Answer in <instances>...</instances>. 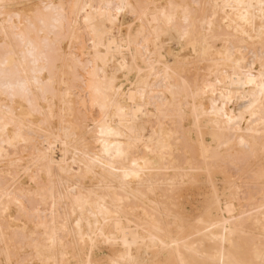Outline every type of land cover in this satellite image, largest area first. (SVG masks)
<instances>
[{
  "label": "bare ground",
  "instance_id": "1",
  "mask_svg": "<svg viewBox=\"0 0 264 264\" xmlns=\"http://www.w3.org/2000/svg\"><path fill=\"white\" fill-rule=\"evenodd\" d=\"M0 264H264V0H0Z\"/></svg>",
  "mask_w": 264,
  "mask_h": 264
},
{
  "label": "rangeland",
  "instance_id": "2",
  "mask_svg": "<svg viewBox=\"0 0 264 264\" xmlns=\"http://www.w3.org/2000/svg\"><path fill=\"white\" fill-rule=\"evenodd\" d=\"M170 41H171L172 45L175 46L176 40L175 39H172Z\"/></svg>",
  "mask_w": 264,
  "mask_h": 264
}]
</instances>
